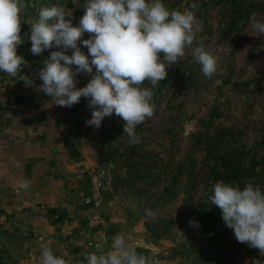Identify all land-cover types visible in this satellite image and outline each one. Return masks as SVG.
<instances>
[{
	"label": "rangeland",
	"instance_id": "obj_1",
	"mask_svg": "<svg viewBox=\"0 0 264 264\" xmlns=\"http://www.w3.org/2000/svg\"><path fill=\"white\" fill-rule=\"evenodd\" d=\"M85 2L26 0L17 54L34 86L0 71V264H40L41 244L81 264L85 253L109 251L118 233L158 264H264L209 200L220 156L264 193V35L252 27L253 16L264 22V0H163L194 12L192 47L214 56L217 70L206 77L187 48L153 90L154 114L137 126L135 145L115 113L88 126V98L62 107L38 90L43 61L62 48L33 55L29 24L55 5L78 26ZM237 8L244 14L232 24ZM88 38L77 42L85 55ZM76 79L81 88L91 75Z\"/></svg>",
	"mask_w": 264,
	"mask_h": 264
},
{
	"label": "clouds",
	"instance_id": "obj_2",
	"mask_svg": "<svg viewBox=\"0 0 264 264\" xmlns=\"http://www.w3.org/2000/svg\"><path fill=\"white\" fill-rule=\"evenodd\" d=\"M26 7V0H0V71L34 86V80L22 72L26 60L17 54L18 46L25 42L21 12ZM83 9L78 26H73L63 7L55 5L42 7L38 18L29 24L33 55L62 48L43 61L38 90L62 107L88 98L92 109L88 126L99 128L105 117L115 113L124 121L129 145L141 142L136 128L154 114L153 90L166 79L167 69L185 56L187 48H192V56L206 77L211 78L217 70L214 56L201 46L192 47L197 39L193 30L197 21L187 8L169 9L163 0H86ZM252 27L264 35V22L254 16ZM85 33L90 36L82 40L87 55L77 46ZM69 49L73 50L71 55L67 54ZM80 73L91 75V79L77 88ZM28 186L27 181L21 184L25 189ZM209 200L220 209L236 240L264 255V193L260 187L246 183L241 189L239 184L217 181ZM40 247V264H69L48 245ZM83 256L81 264H158L138 253L120 233L112 237L109 251Z\"/></svg>",
	"mask_w": 264,
	"mask_h": 264
},
{
	"label": "trees",
	"instance_id": "obj_3",
	"mask_svg": "<svg viewBox=\"0 0 264 264\" xmlns=\"http://www.w3.org/2000/svg\"><path fill=\"white\" fill-rule=\"evenodd\" d=\"M221 2L225 3L228 5L230 2L234 3L235 5L237 4L238 0H220ZM240 1V0H239ZM243 8H237V10L234 11L233 13V20L232 24H235L237 20L244 14ZM246 11V10H245ZM82 14H84V9H82ZM165 87V81H162L159 90L161 91ZM231 158L229 157H216L213 159V165L218 166V169L220 168L221 174L218 176L223 182L226 183H236L239 184L241 189H243L244 184L242 182L241 176H239V169L238 166L230 160ZM213 173H215L213 171Z\"/></svg>",
	"mask_w": 264,
	"mask_h": 264
}]
</instances>
